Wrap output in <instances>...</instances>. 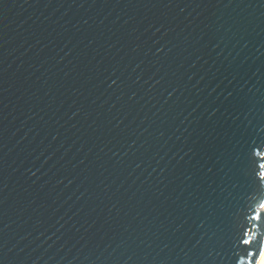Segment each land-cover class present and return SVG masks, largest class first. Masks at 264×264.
<instances>
[{"label": "water", "instance_id": "water-1", "mask_svg": "<svg viewBox=\"0 0 264 264\" xmlns=\"http://www.w3.org/2000/svg\"><path fill=\"white\" fill-rule=\"evenodd\" d=\"M257 151L264 0H0V264H248Z\"/></svg>", "mask_w": 264, "mask_h": 264}, {"label": "snow or ice", "instance_id": "snow-or-ice-1", "mask_svg": "<svg viewBox=\"0 0 264 264\" xmlns=\"http://www.w3.org/2000/svg\"><path fill=\"white\" fill-rule=\"evenodd\" d=\"M255 156L264 158V152L257 151L254 153ZM264 162L259 163V170L257 171L256 175L258 177V181H264ZM253 221H261L264 220V201L259 203V211H256L254 215L250 217ZM243 235L245 237L248 236V232H244ZM244 245L248 246L247 255L250 257L248 260V264H264V246H261L258 251L253 252L250 251L251 246L253 245L254 241L251 238L242 239L241 241Z\"/></svg>", "mask_w": 264, "mask_h": 264}]
</instances>
